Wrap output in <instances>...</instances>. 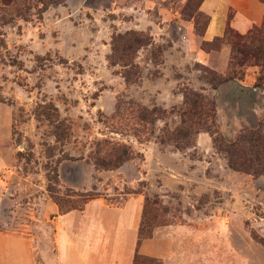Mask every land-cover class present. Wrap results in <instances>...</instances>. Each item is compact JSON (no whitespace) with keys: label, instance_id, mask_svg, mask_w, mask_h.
<instances>
[{"label":"rangeland","instance_id":"obj_1","mask_svg":"<svg viewBox=\"0 0 264 264\" xmlns=\"http://www.w3.org/2000/svg\"><path fill=\"white\" fill-rule=\"evenodd\" d=\"M202 1L67 0L47 10L0 1V264H58L56 199L85 208L87 194L117 207L140 199L144 240L167 233L205 264H264V168L233 170L214 143L215 131L231 142L264 131V55L235 60L227 35L256 33L264 19L207 42ZM126 32L152 39L135 55L136 84L109 61ZM206 71L229 82L214 89ZM186 90L215 112L194 119L212 133L180 150L160 139L181 125ZM121 102L130 109L117 115ZM155 108L161 119L139 126L137 110ZM55 117L69 127L64 142ZM114 144L134 159L100 169L97 149Z\"/></svg>","mask_w":264,"mask_h":264},{"label":"crops","instance_id":"obj_2","mask_svg":"<svg viewBox=\"0 0 264 264\" xmlns=\"http://www.w3.org/2000/svg\"><path fill=\"white\" fill-rule=\"evenodd\" d=\"M200 10L210 18L203 36L207 42L223 36L227 27L245 34L264 19L261 0H205ZM141 218L140 199L118 207L92 200L82 211L55 216L58 264H134L137 254L163 264H205L199 256H189L181 239L167 233L139 243Z\"/></svg>","mask_w":264,"mask_h":264},{"label":"trees","instance_id":"obj_3","mask_svg":"<svg viewBox=\"0 0 264 264\" xmlns=\"http://www.w3.org/2000/svg\"><path fill=\"white\" fill-rule=\"evenodd\" d=\"M0 1L6 6H12L20 0ZM24 1H27L30 4L28 5L30 7H28L29 9L36 4L38 6L42 5L45 10L50 7L64 5L67 2V0ZM204 1L205 0L201 2V5ZM227 35L234 37L236 40V43H233L232 45L235 60L243 59L239 61L245 63L251 59L259 60L262 58L261 56L264 55V51L261 47L262 45L264 46V22L262 27L256 33H251L245 36L232 35V32L229 29ZM151 43L152 39L149 35L136 32H126L125 34H118L114 37L112 43V55L109 58V61L112 66H121L124 68L123 77L127 84H136L138 82L140 73L135 65V55L140 49L151 45ZM252 43H257L258 45L252 48ZM206 72L209 75L206 80L214 87V89L229 82V80L219 78L211 71ZM184 98L186 108L179 114L181 117V125L175 128L172 132H168L165 135L163 134V137L160 139L161 144L164 145L169 141L180 150L189 148L192 145L194 137L201 131V129H206L202 128L205 125L194 119L203 116L211 118L213 117V112H215L212 107V102L199 94L186 90L184 92ZM41 108H43L41 115L49 119L50 115L46 112V108ZM129 109L130 108H128L125 103L121 102L117 108V115H120L122 111H127ZM162 114L163 113L156 108L151 112H147V110H137L138 120L140 121L139 126H143V124L147 122V115H156L157 119H161L160 116ZM55 118L56 120L53 121L55 123V137L58 141L64 142L68 138L69 127H65L59 118ZM206 130L212 133L210 129L207 128ZM214 133L216 134L214 138L215 146L219 152L225 154L230 168L236 171H254L256 173V170H258L259 167L264 168V131L262 129L246 131L235 142L223 139L217 131ZM132 159H134V157L131 149L123 145L114 144L113 146L105 145L103 148L97 149L95 163L100 169L115 170ZM81 197L84 198V205L94 199L93 194L82 195ZM56 203L60 208L61 214H66L73 210L82 211L84 209V206L70 199L57 198ZM149 238L151 237L145 239ZM143 240L140 229L139 243ZM134 264L162 263L155 259H149L137 254Z\"/></svg>","mask_w":264,"mask_h":264}]
</instances>
